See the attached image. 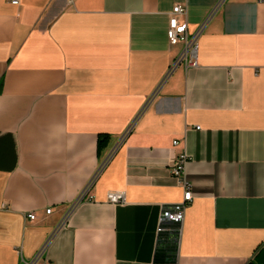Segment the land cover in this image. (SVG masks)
<instances>
[{
  "label": "crops",
  "instance_id": "1",
  "mask_svg": "<svg viewBox=\"0 0 264 264\" xmlns=\"http://www.w3.org/2000/svg\"><path fill=\"white\" fill-rule=\"evenodd\" d=\"M179 155L176 264H264V3L0 0V264H153Z\"/></svg>",
  "mask_w": 264,
  "mask_h": 264
},
{
  "label": "built area",
  "instance_id": "2",
  "mask_svg": "<svg viewBox=\"0 0 264 264\" xmlns=\"http://www.w3.org/2000/svg\"><path fill=\"white\" fill-rule=\"evenodd\" d=\"M12 5L18 6L20 5V0H9ZM260 3H264V0H258ZM187 9L183 5H176L173 10V13L170 17L169 22V29L167 32L168 40L171 45L176 46L178 44L184 45V50L180 58L178 59L177 63H185L188 67H195L197 66V52H198V37L204 30L206 23L209 21L211 16L206 20V22L194 33H190L188 26L185 24H181L179 21V17L185 15ZM132 127H130L125 135L123 136L121 142L129 135L131 132ZM178 141L174 142V146H178ZM113 155V153L111 154ZM111 157V156H110ZM108 160H106L93 180L88 184V186L84 189L83 193L80 196V199L89 198L93 199L90 196L91 189L97 180L99 173L103 170V168L107 165ZM188 163V156L187 155H179L175 158L174 164L172 166V176L184 187V199L181 203L174 204L169 209H166L163 212V215L160 219V227L159 233H165L168 231L167 225L169 223H174L177 225H181L184 222L186 210L191 205L193 201V193L192 187L188 183L185 177L186 165ZM108 201L114 205L123 204L126 202L125 194L122 192H110L108 194ZM5 208V207H4ZM52 210H47V214H51ZM27 218L34 221L37 219V215L35 213H30L27 215ZM45 249H43L30 263L26 264H37L40 259L42 258ZM153 264H163L158 261H155Z\"/></svg>",
  "mask_w": 264,
  "mask_h": 264
},
{
  "label": "trees",
  "instance_id": "3",
  "mask_svg": "<svg viewBox=\"0 0 264 264\" xmlns=\"http://www.w3.org/2000/svg\"><path fill=\"white\" fill-rule=\"evenodd\" d=\"M108 141V136H100L99 149ZM177 233L162 234L159 241L156 261L163 264H176L177 261ZM176 236V237H175Z\"/></svg>",
  "mask_w": 264,
  "mask_h": 264
}]
</instances>
